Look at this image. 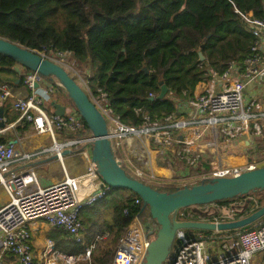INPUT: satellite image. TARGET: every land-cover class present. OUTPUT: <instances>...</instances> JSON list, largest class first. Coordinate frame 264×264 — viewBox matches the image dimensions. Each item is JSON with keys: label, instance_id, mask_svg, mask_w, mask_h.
<instances>
[{"label": "trees", "instance_id": "obj_1", "mask_svg": "<svg viewBox=\"0 0 264 264\" xmlns=\"http://www.w3.org/2000/svg\"><path fill=\"white\" fill-rule=\"evenodd\" d=\"M240 13L264 19V0H0V37L44 55L68 52L77 61L87 62L90 74L86 92L90 98L104 101L123 124L141 127L175 114V99L192 98L196 85L212 72L223 73L232 61L242 65L255 38ZM199 48L203 60H199ZM15 64L13 58L0 53V80L11 87L22 85L24 74L30 71L24 69L19 76L13 69ZM160 81L168 91L158 99ZM52 86L61 89L56 83ZM0 104L6 124L16 121L19 112H9L10 103ZM28 124L20 119L14 131L24 133ZM12 132L0 134V143L15 139ZM151 185L165 191L183 186ZM256 191L264 189L199 205L209 206L206 211L186 207L177 216L223 221L222 206ZM258 203L261 206V199ZM105 207L110 209L108 215L100 212ZM79 216L84 226L82 241L68 239L60 250L79 255L94 244L91 264H112L120 239L134 217L158 227L141 198L124 188L108 187L106 196L83 207ZM103 233L104 238H97ZM200 234L211 235L212 231L201 230Z\"/></svg>", "mask_w": 264, "mask_h": 264}, {"label": "built area", "instance_id": "obj_2", "mask_svg": "<svg viewBox=\"0 0 264 264\" xmlns=\"http://www.w3.org/2000/svg\"><path fill=\"white\" fill-rule=\"evenodd\" d=\"M240 15L255 38L242 65L232 61L223 73L212 72L200 81L201 91L192 98L175 99L177 115H170L160 123L135 127L120 122L104 101L102 107L95 103L107 120L115 151L130 137L153 136L167 144L174 140L184 143L180 151H184L189 164L199 160L198 153L189 155L190 149L186 147L189 142L197 143V147H210L208 168L200 171L201 179L235 176L257 167L247 149L264 129V19L252 17L251 13ZM46 80L36 72H26L24 85L30 92L25 96L15 95L12 87L0 80V103L12 100V109L19 112L15 122L26 119L37 133L51 137L49 144L32 149L18 148L8 141L0 143V185L8 195L0 206V264H6L2 260L5 253L12 257L11 264H35L29 228L35 221H44L81 242L84 226L80 210L102 200L108 190L90 160L92 133L75 108L62 115L48 110L53 90ZM11 125L14 124L5 129ZM5 129H0V134ZM189 134L191 138H187ZM81 147L87 149L89 158L84 174L72 176L65 172L61 180L41 185L34 169H15L46 154L62 160L67 151ZM155 230L156 226L144 225L139 217H134L120 239L112 264H141ZM105 236L103 233L97 238ZM93 247L94 244L87 247L83 254H66L48 238L42 264H75L78 260L91 264ZM261 251H264V220L251 228L215 230L211 235L197 237L178 230L167 264H253L254 255Z\"/></svg>", "mask_w": 264, "mask_h": 264}, {"label": "water", "instance_id": "obj_3", "mask_svg": "<svg viewBox=\"0 0 264 264\" xmlns=\"http://www.w3.org/2000/svg\"><path fill=\"white\" fill-rule=\"evenodd\" d=\"M0 53L16 61L13 69L19 76L22 75V68L28 69L55 81L66 92L92 133L90 160L101 180L108 187L132 191L141 198L144 207H148L149 214L158 227L146 247L141 264H164L172 253L178 230L228 231L242 228L264 218V204H262L246 216L227 221L179 219L177 214L180 209L206 205L218 200L246 195L251 191L263 190L264 165L243 171L235 176L203 178L199 183L183 185L175 191L160 190L134 176L122 166L112 144L104 114L61 64L46 58L38 51L1 37ZM197 53L199 60L205 58L201 48L197 50ZM17 82L19 79L16 80ZM35 87H38V83H35ZM167 91V86L160 81V92L156 98H163ZM153 98V96L149 97V99ZM51 105L55 114L62 115L66 111V107L57 102H52ZM6 127L3 106L0 104V129ZM8 142L16 143V139H10Z\"/></svg>", "mask_w": 264, "mask_h": 264}, {"label": "rangeland", "instance_id": "obj_4", "mask_svg": "<svg viewBox=\"0 0 264 264\" xmlns=\"http://www.w3.org/2000/svg\"><path fill=\"white\" fill-rule=\"evenodd\" d=\"M44 55V53H41ZM46 58L53 60L59 64H61L68 73L75 78V80L80 84V86L85 90L89 91V87L87 86L86 77L90 74L89 71V65L87 62H80L74 59L70 54H62V55H56L54 53L44 55ZM25 68H22L24 70ZM11 78L10 75H7ZM48 84L52 87L53 92L51 93V96L53 93H58L57 96H54V98L60 99L65 102L67 109L73 110L75 107L70 100V98L67 96L66 92L61 88H57L55 86H52L53 83L55 84V81H51L49 79L46 80ZM43 85V83H41ZM50 89V88H48ZM16 92H20L16 90ZM25 91H22L19 93L18 96H24ZM91 99L99 106L102 107L101 100L92 98ZM11 113H16L15 110L11 111ZM15 125V123H12ZM10 125V124H9ZM27 135H24L25 139L24 141H28L27 144L33 145L34 141L32 139H35L38 134H36V130L34 129V125L29 122L28 128L26 130ZM130 141V142H129ZM175 145V140L172 141ZM164 143H166L163 139L161 141H158L153 136H145V137H130L129 140H124L122 142V147H124L125 151H120L121 148L116 149L117 156L120 157L122 160V164L124 167L134 176L138 177L141 180H144L148 184H154V185H161L163 183H175L176 185L182 186L185 184H194L197 182V179L194 178H187L186 176L193 174V167L192 164L187 163L186 161V155L184 151H180V157H173L169 155H163L162 153L155 150H151V159L150 157L147 158L148 154L145 149V147H152V148H158L160 149L163 146H166ZM130 144V149L128 151L127 147ZM17 147V146H16ZM18 148H22L18 146ZM24 149H30V148H24ZM248 156L254 159V161L257 163V166H263L264 165V129L263 133L257 137L252 142L251 147L247 149ZM168 156V157H167ZM172 160L171 168L174 169V174L178 179V181H171L170 179H164L160 180L159 174H162L160 172L159 164L160 165H168L169 161L166 159ZM154 158V159H153ZM152 163V164H151ZM158 163V164H157ZM168 163V164H167ZM204 163V162H203ZM65 164L68 168V170L72 169L74 165H70L67 161H65ZM148 164V165H147ZM207 163H204V165ZM151 165V167H150ZM81 160H79L78 167H82ZM163 173H165L163 171ZM184 173V174H183ZM170 175V174H169ZM261 199L260 205L264 204V191H256L254 193L249 194L245 197H239L235 200L229 201L228 205L222 206L220 212H221V218L223 221L235 219L236 217L240 218L242 216H246L249 214L253 209H255L257 206H259L258 200ZM212 208L217 207L215 205L211 206ZM209 210L210 207L208 206ZM207 206H198L194 207V210H202L206 211L208 210ZM264 218H260L259 220L252 223V225H258ZM220 220V219H219ZM157 228V227H156ZM201 230L198 229H185L184 232L187 236H198L200 234ZM176 245V239L174 240L172 251L174 250ZM253 264H264V251H261L260 253H256L253 258ZM75 264H84L83 260H78ZM164 264H167V261L164 262Z\"/></svg>", "mask_w": 264, "mask_h": 264}, {"label": "crops", "instance_id": "obj_5", "mask_svg": "<svg viewBox=\"0 0 264 264\" xmlns=\"http://www.w3.org/2000/svg\"><path fill=\"white\" fill-rule=\"evenodd\" d=\"M45 82H47V81H45ZM42 86H44V84ZM12 90H13L15 95H19V93L22 91H25V95H27L30 92V90L24 85V83L20 86H13ZM16 90H18L20 92L17 93ZM200 91H201V83H199L195 87L194 95H196ZM58 93H56V94L53 93L52 96H50V101L47 105V108H49L48 109L49 111H53V107L51 105L52 102H57V103L64 105L66 107V104L62 100L61 97H60V99L54 98V96H57ZM6 103H10L9 112L13 111L12 105H11L12 100H9ZM67 110H69V108L67 109V107H66V111ZM176 115H177V113H176ZM16 124H17V122H15V125L9 126L1 134H4L6 131L12 130L13 131L12 133L15 135V137H14L16 139L15 145L17 147L20 146L22 148L32 149V148H35V147H38L41 145H47L50 143L51 137L48 134H45V133L39 134L36 132V134H38L37 137L35 139H32V141H31V142L34 141V144L33 145L27 144L28 141L23 140V139H25L24 135H27V132L18 134L16 131H14V127L16 126ZM187 138H191V135L189 134L187 136ZM164 144L166 146H163V148L161 147L160 149H158V148L154 149L151 146L148 148L145 147L147 154H148L147 158L150 157V159H151V156H152V155H150L151 150L152 151L155 150V152L156 151L160 152L161 149H162V151L160 153H162L163 155L166 154L169 156L181 158L180 157V149H181V147L184 146V143L181 144L179 142H175V145H174V143L171 142L170 144H167V143H164ZM130 147L131 146L129 144L127 147L128 151H129ZM186 147L188 149H190L189 155L192 153H198L199 154V160L195 161V163L192 164V167L194 168L193 169L194 173L191 175H188L186 177L200 180L201 179L200 171L202 169L207 170L208 161H209L210 154H211L212 150L208 146L197 147V143H195V142H189ZM118 148H121L120 151H125L124 147H122V145H120ZM88 155H89V153H88ZM118 158L120 159L119 156H118ZM79 160H81V164L83 165L80 168L78 167ZM167 160L169 161V164L167 163L168 165H160L161 163L158 165L159 168H162L165 173L159 174V177H157V178H159L161 181L164 179H170L171 181H173V180L178 181L179 178H177L175 175H173L174 169H172L170 166V165H172V160L169 158ZM65 161H67L70 165H73V163L75 164V162H76V165H74L72 167V169L68 170V168L65 164ZM203 162L207 163V164L204 165ZM88 165H89V158L87 157V149H85L84 147H81L79 150H76V151H71V152L67 151L65 153V155L63 156L62 160L57 159L52 154H46V155H42V156L34 159L31 162H28L25 165H18L15 167V169L18 171H24V170H28L29 168H32L35 170V172L38 176L39 183L41 185H47V184L54 183L56 181L61 180L64 177L65 172L69 175H72V176L84 174L86 172ZM7 200H8V195L5 192V190L3 189V187L0 185V206L3 205ZM109 211H110L109 207H105V208L100 210L101 213L105 212V214H107V215L109 214ZM143 224L146 225L145 222H143ZM149 226H152V224H150ZM29 228H30V232L32 234V247H33L34 263L35 264H42L43 251L45 249V242L48 238L52 239L55 242V244L59 250H60L61 245H64V243H66V241H68V239H71L69 236L64 237L60 232L62 230H60L58 228L50 227L44 221L39 220V221L32 222L29 224ZM57 233H60L61 235H58ZM2 260L6 264H11V263H9V261H12V257L8 253H5L2 255Z\"/></svg>", "mask_w": 264, "mask_h": 264}, {"label": "bare ground", "instance_id": "obj_6", "mask_svg": "<svg viewBox=\"0 0 264 264\" xmlns=\"http://www.w3.org/2000/svg\"><path fill=\"white\" fill-rule=\"evenodd\" d=\"M150 151V150H149ZM151 155V154H150ZM154 159V158H153ZM148 165V164H147ZM150 167H151V165H150ZM152 168V167H151ZM161 170H160V172L161 173H163V169L162 168H160Z\"/></svg>", "mask_w": 264, "mask_h": 264}]
</instances>
